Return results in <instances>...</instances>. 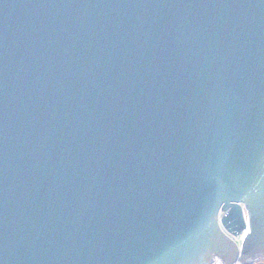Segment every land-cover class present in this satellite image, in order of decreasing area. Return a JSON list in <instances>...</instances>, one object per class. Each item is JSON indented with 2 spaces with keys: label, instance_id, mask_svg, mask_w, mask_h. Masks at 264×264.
I'll return each mask as SVG.
<instances>
[{
  "label": "water",
  "instance_id": "1",
  "mask_svg": "<svg viewBox=\"0 0 264 264\" xmlns=\"http://www.w3.org/2000/svg\"><path fill=\"white\" fill-rule=\"evenodd\" d=\"M258 258L264 0H0V264Z\"/></svg>",
  "mask_w": 264,
  "mask_h": 264
},
{
  "label": "built area",
  "instance_id": "2",
  "mask_svg": "<svg viewBox=\"0 0 264 264\" xmlns=\"http://www.w3.org/2000/svg\"><path fill=\"white\" fill-rule=\"evenodd\" d=\"M221 215H223L222 213H220L219 217H221ZM243 216H244V219H246V214H245V211H244V208H243ZM225 231V230H224ZM225 233L230 236L239 246L242 244V241L243 239L245 238V236L247 235L248 233V230L247 228L246 229H243L240 231L239 234L237 235H231V234H228L226 231ZM213 264H221L219 261L217 262H214Z\"/></svg>",
  "mask_w": 264,
  "mask_h": 264
},
{
  "label": "rangeland",
  "instance_id": "3",
  "mask_svg": "<svg viewBox=\"0 0 264 264\" xmlns=\"http://www.w3.org/2000/svg\"><path fill=\"white\" fill-rule=\"evenodd\" d=\"M249 264H264V259L258 258L257 260H255L254 262L249 263Z\"/></svg>",
  "mask_w": 264,
  "mask_h": 264
}]
</instances>
